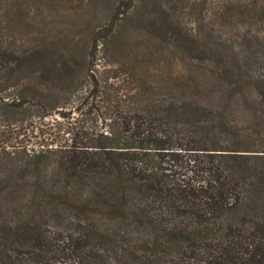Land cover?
Returning a JSON list of instances; mask_svg holds the SVG:
<instances>
[{"label": "trees", "instance_id": "16d2710c", "mask_svg": "<svg viewBox=\"0 0 264 264\" xmlns=\"http://www.w3.org/2000/svg\"><path fill=\"white\" fill-rule=\"evenodd\" d=\"M0 264H264V0H0Z\"/></svg>", "mask_w": 264, "mask_h": 264}, {"label": "rangeland", "instance_id": "374dc122", "mask_svg": "<svg viewBox=\"0 0 264 264\" xmlns=\"http://www.w3.org/2000/svg\"><path fill=\"white\" fill-rule=\"evenodd\" d=\"M85 10H86V7H84L83 4L75 3L71 7H67L62 13L64 14V16L68 18V17H71V15L85 14ZM107 14H108V11L106 10V8H100L96 16L92 18H96L95 20L93 19L96 24L103 23L106 20ZM65 21H66V18L61 17V21L59 22L61 23L62 28L65 31L67 30L71 32L73 35H75L74 40L76 39L80 41L77 47L74 48V51H75L74 58L78 59L79 57H81L82 53L83 55L85 53L88 54V51L91 49L90 44L88 46V42H86L87 41L86 35H88L87 34L88 32L85 33V31L84 32L76 31V28H74L75 26L70 27L69 24L67 25L65 23ZM64 48L65 49L63 51L59 50L61 56H57V59L59 60H65V58L67 59L68 53L66 52L69 47L68 48L64 47ZM97 51L98 52H96L95 58H93L92 60H100L99 64H102V63L104 64L106 60H116L115 58L110 56V52L108 51V49L98 48ZM62 112L64 113L63 118H59V117L55 118L54 116H51L50 118L44 119L43 122L36 124L35 126L39 127V129L34 130L32 136H36L38 133L43 136L52 135L54 132V129L64 130L66 126H69V124L73 123L76 120L77 122L81 123L80 121L81 117L78 116V113L69 114L68 108L64 109Z\"/></svg>", "mask_w": 264, "mask_h": 264}]
</instances>
